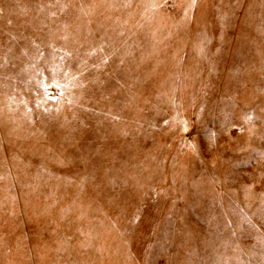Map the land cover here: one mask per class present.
<instances>
[{
  "label": "rangeland",
  "instance_id": "rangeland-1",
  "mask_svg": "<svg viewBox=\"0 0 264 264\" xmlns=\"http://www.w3.org/2000/svg\"><path fill=\"white\" fill-rule=\"evenodd\" d=\"M60 2L0 0V264H264V0ZM102 37L125 65L92 66ZM53 65L44 113L32 76Z\"/></svg>",
  "mask_w": 264,
  "mask_h": 264
},
{
  "label": "snow or ice",
  "instance_id": "snow-or-ice-1",
  "mask_svg": "<svg viewBox=\"0 0 264 264\" xmlns=\"http://www.w3.org/2000/svg\"><path fill=\"white\" fill-rule=\"evenodd\" d=\"M239 3V0H238ZM197 4V0H191V2L188 4L187 8L193 9L196 7ZM167 5V0H163V2H157V0H153V3H151L150 5H148L147 7L151 8L152 10H157V9H162ZM70 5L67 3H61L60 0H56V4L52 5V4H39L37 6L38 11L40 13H44L46 9H51L53 7L58 8L61 12H63L66 8H68ZM109 7H123L125 9L128 8H132L133 4H132V0H124L123 3L117 5L115 3L113 4H109ZM2 9H0V13H2ZM22 12H24V14H26L25 10H22ZM185 17L188 16V11L186 10L184 13ZM51 17H56L57 13L56 12H51L50 13ZM9 24L12 23L11 20L8 21ZM41 27H49L47 24H44L43 21H41ZM70 25L67 23H64L62 25H57L56 29L57 31L61 32V35L59 36L60 39H63L65 41H67L69 39V29ZM142 27V25H141ZM57 32L53 31L51 28H49V36L50 37H56ZM119 35L121 37H124L126 35L125 32L121 31L119 33ZM9 37L10 40H16L17 37L12 35L11 33H9ZM110 38L107 37H102L99 43H93L89 45V48L86 52V55L88 57H95V61L93 63V67L96 68L97 70H103L106 67H108L111 64H116V62L118 61V65L119 66H123L126 64V58L127 56L130 54L128 53L125 45H127V40H123L121 41L120 46H117L115 42H109ZM32 46L36 49V55L39 58L43 57V52L40 51V45L38 43H36L35 41L32 42ZM81 47H83V45H80ZM48 47L53 48V50L55 52H60L61 49H56L54 44L51 42V40L48 43ZM10 51V49H9ZM72 53L71 52H64L63 55L60 56V59L63 60L65 56H70ZM9 61L7 59V56L5 55V57L3 58V62L0 63V68L6 67L8 65ZM87 64V61H85V65ZM47 71L51 72V77H46L44 75V70H36L33 73L32 79L35 80V95H36V103H35V107L37 109L41 108L43 106V111L44 113H49L50 111H52V109H50L47 105L49 102H53L57 105L62 104L63 103V98H64V89H65V85L62 84L60 82L59 79H57V67L55 65L51 66L50 69H47ZM68 73H64V76H67ZM73 79H76V77H73ZM119 83V82H117ZM81 87H83V85H80ZM50 89H56L58 92V95H54L52 93V91H50ZM15 97L10 98V100H14ZM21 103H23L25 105V107L27 108V102L26 101H21ZM69 103H71V101H69ZM9 108H11V104H9ZM56 111L59 112L60 108L57 107ZM32 113V109L31 108H27V111L25 112V116H30V114ZM114 120H119V116L115 115L113 116ZM253 119V117L251 115L246 114L243 117V120L245 123L251 121ZM29 122L31 123V120H29ZM164 125H168L169 121L167 119H165L163 121ZM181 127L182 130L187 133L188 132V126H187V122L186 121H181ZM142 127V126H141ZM236 126L234 125V128ZM236 130H242V129H236ZM249 131H252V129H249ZM126 134V133H125ZM183 142V141H182ZM193 151L197 150V146L195 144H190L189 145ZM77 155L79 156V162L81 164H83L84 166H87L90 162H91V155H85L84 152H79L77 153ZM264 155V154H262ZM67 162L69 163H74L76 161L74 160H69L67 157L65 159H60L59 157L56 158V163L58 164H65ZM97 163H100L99 161ZM86 179V177L84 178ZM259 213H261L262 215V219H264V201H262V206L257 210ZM12 215H16L15 211L12 212ZM139 219L138 215H134L132 218V222L135 223L137 220ZM247 223L249 224V226L253 229H256L257 232H259V228H257V226L255 224H253L251 222V219L249 218H245ZM228 224H231V221L228 222ZM233 236L236 235V232L232 233ZM261 243H264V240H261ZM237 248H239V246L237 245Z\"/></svg>",
  "mask_w": 264,
  "mask_h": 264
}]
</instances>
